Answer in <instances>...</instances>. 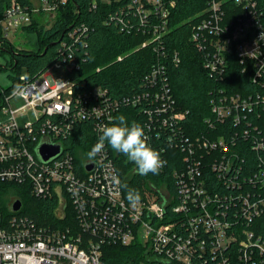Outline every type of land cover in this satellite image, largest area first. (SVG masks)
<instances>
[{
  "label": "built area",
  "instance_id": "2783aa9c",
  "mask_svg": "<svg viewBox=\"0 0 264 264\" xmlns=\"http://www.w3.org/2000/svg\"><path fill=\"white\" fill-rule=\"evenodd\" d=\"M34 1L32 7L11 2L0 19V48L13 31L30 26L39 12L55 20L58 9L70 0H38L39 7ZM133 3L159 47L176 0ZM199 14L192 41L210 75L224 79L229 57H234L251 83L264 87V0H207ZM85 33L81 25L68 35L78 40ZM62 48L66 50L67 42ZM65 50L53 65L64 66L68 73L80 69L79 59ZM173 61L180 59L175 55ZM52 66L36 80L22 76V84L5 100L0 182L27 184L36 198L58 196L57 215L65 217L71 205L76 225L49 228L28 216L5 218L0 213V264H106L104 248L112 244L143 246L139 260L124 264H264V234L256 224L264 214V126L250 119L254 113L260 118L258 109L264 110V91L229 95L220 90V96L211 99L213 116L205 120L206 131L190 135L183 124L188 112L177 108L166 63L152 68L140 93L121 99H113L102 86L83 90L84 83L70 76L57 81ZM17 95L26 104L16 111L9 100ZM123 105L141 107L149 145L166 165L171 161L176 166L174 191L151 185L135 207L124 195L106 143L92 160L79 151V165L66 146L78 124L90 123L93 132L102 134ZM24 108L33 109L36 118L21 127L17 117ZM42 141L61 144V154L43 161L37 153ZM240 145L255 154L253 163L242 158ZM88 164L94 168L88 170ZM209 173L221 183L220 190L208 183Z\"/></svg>",
  "mask_w": 264,
  "mask_h": 264
},
{
  "label": "trees",
  "instance_id": "16d2710c",
  "mask_svg": "<svg viewBox=\"0 0 264 264\" xmlns=\"http://www.w3.org/2000/svg\"><path fill=\"white\" fill-rule=\"evenodd\" d=\"M12 1L0 0V19ZM14 1L32 7L31 0ZM93 1L70 0L68 4L58 9L56 18L49 28L40 27L36 19L26 27L39 30L37 52L16 53L10 42L5 41L0 50H7L10 53L13 59L12 69L17 71L18 75L14 78L12 86L0 87V117L6 105L5 100L22 84L21 77L29 82L36 80L64 52L63 42H67L65 51L73 52L80 62V69L69 73L71 79L80 84L84 83L83 90L90 91L94 86L107 88L113 99L133 97L140 93L144 89L145 78L152 68L160 62L166 63L177 108L182 112H188L185 113L183 124L187 126V133L190 135L206 131L205 120L213 116L211 99L220 96V90L229 95L264 91L262 85L254 86L251 83L249 74L241 71L234 57H229L224 79L211 76L204 67L203 56L192 41V31L194 25L202 18L199 13L207 8V0H176L169 17L168 32L159 47L157 42L151 41L153 39L151 26L149 22L141 21L134 0H95L96 8L93 6ZM227 4L231 5L230 1ZM81 25L86 27V33L78 40L76 37L70 38L69 32ZM144 43L147 44L144 46ZM162 48L165 50V56H162ZM175 55L180 59L179 63L173 61ZM23 67L26 68V74L22 73ZM77 88H79L78 84ZM140 108V106L123 105L115 113V118L124 115L129 124L136 122L144 128L146 119ZM258 111L260 118L254 113L250 119L262 127L264 110L259 108ZM91 126L90 123L78 124L73 135L66 140V146L75 154L78 165L81 159L76 154L79 151L88 153L101 135L93 132ZM220 131L222 133L221 129ZM107 146L117 166L122 185H127V188L123 187L126 198L127 189H136L140 196H143L151 192L152 184L166 185L174 191L175 178L172 174V170L176 167L174 162L170 161L159 174L139 175L134 163L122 153L114 151L110 145ZM239 153L248 164L255 161V154L247 149V146L240 145ZM179 155L181 157L182 153L180 152ZM207 179L214 189L222 188L221 183H217L212 173L208 174ZM10 198L21 199V210L12 211L13 201ZM57 210L56 195L52 198H36L27 184L0 182V213L5 218L14 215L28 216L38 226L49 228L76 225L71 205L68 204L65 210L67 214L63 218L57 215ZM256 224L259 231L264 234V214ZM104 249L106 264L134 262L144 253V248L140 244L130 246L112 244L105 246Z\"/></svg>",
  "mask_w": 264,
  "mask_h": 264
},
{
  "label": "clouds",
  "instance_id": "9594fccd",
  "mask_svg": "<svg viewBox=\"0 0 264 264\" xmlns=\"http://www.w3.org/2000/svg\"><path fill=\"white\" fill-rule=\"evenodd\" d=\"M101 132L98 142L87 153L90 160L103 151L107 142L114 151L122 153L136 165L139 175L159 174L167 163L161 158V153L149 145L144 128L136 122L129 124L124 115L117 116L114 122L104 126ZM113 182H119L118 176H113ZM123 187L127 188V185ZM127 200L133 207L138 205L141 201L139 191L127 189Z\"/></svg>",
  "mask_w": 264,
  "mask_h": 264
},
{
  "label": "rangeland",
  "instance_id": "374dc122",
  "mask_svg": "<svg viewBox=\"0 0 264 264\" xmlns=\"http://www.w3.org/2000/svg\"><path fill=\"white\" fill-rule=\"evenodd\" d=\"M36 7H39L41 3L38 0L34 1ZM57 15V14H56ZM56 15H54L56 17ZM38 25L40 27L49 28L52 25L54 18L52 14L45 13L43 11L36 14L35 17ZM39 30H31L29 28H19L15 32L9 35V42L14 47L16 53H31L37 52L39 48ZM13 59L10 53L7 50H0V87L8 88L12 86L14 78L17 77L18 72L12 69ZM50 72L57 81H65L69 78V73L67 69L62 66L53 65ZM22 73L26 74V68H22ZM68 97V96H67ZM10 108L12 110H18L26 104L25 100L20 96H14L10 100ZM1 118V117H0ZM36 118L35 111L31 108H24L18 112V123L21 127L29 121H34ZM80 152L77 153V155ZM82 157H88L87 153L83 151ZM83 158H81V163L83 164ZM154 185V184H152ZM161 187V186H160ZM11 201H14V198H10ZM141 242L144 246L147 245L148 239L143 237Z\"/></svg>",
  "mask_w": 264,
  "mask_h": 264
},
{
  "label": "water",
  "instance_id": "95a60500",
  "mask_svg": "<svg viewBox=\"0 0 264 264\" xmlns=\"http://www.w3.org/2000/svg\"><path fill=\"white\" fill-rule=\"evenodd\" d=\"M62 145L59 143H49L47 141H42L37 148L38 156L43 161H49L61 154ZM86 168L92 170L94 168L93 164H88ZM22 202L21 199H16L11 205V209L14 212L21 210Z\"/></svg>",
  "mask_w": 264,
  "mask_h": 264
}]
</instances>
